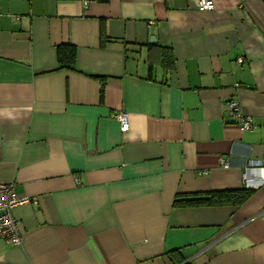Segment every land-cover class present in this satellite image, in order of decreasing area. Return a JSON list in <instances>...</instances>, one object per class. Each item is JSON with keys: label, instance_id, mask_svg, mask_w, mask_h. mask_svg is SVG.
<instances>
[{"label": "crops", "instance_id": "obj_1", "mask_svg": "<svg viewBox=\"0 0 264 264\" xmlns=\"http://www.w3.org/2000/svg\"><path fill=\"white\" fill-rule=\"evenodd\" d=\"M206 1L0 0V184L28 199L0 264H264V0Z\"/></svg>", "mask_w": 264, "mask_h": 264}, {"label": "built area", "instance_id": "obj_2", "mask_svg": "<svg viewBox=\"0 0 264 264\" xmlns=\"http://www.w3.org/2000/svg\"><path fill=\"white\" fill-rule=\"evenodd\" d=\"M197 9L198 11H211L213 4L206 0H199ZM237 62L240 63L241 59H237ZM227 110L239 130L248 131L251 129V119L242 113L236 100L232 99L227 102ZM116 120L120 129L126 130L128 128V120L125 113H118ZM243 181L247 189L257 188L264 184V166H262V161L251 160L248 162L243 174ZM27 202V198L15 196L11 184H0V239L15 245L21 242L19 224L13 217L12 211L15 207Z\"/></svg>", "mask_w": 264, "mask_h": 264}, {"label": "trees", "instance_id": "obj_3", "mask_svg": "<svg viewBox=\"0 0 264 264\" xmlns=\"http://www.w3.org/2000/svg\"><path fill=\"white\" fill-rule=\"evenodd\" d=\"M105 1V0H104ZM74 59V48L70 45H61L57 48V60L60 63L69 64ZM251 192L243 189L237 192H218L204 196H188L176 199L173 207H194V206H221L236 205L239 206L249 197Z\"/></svg>", "mask_w": 264, "mask_h": 264}]
</instances>
